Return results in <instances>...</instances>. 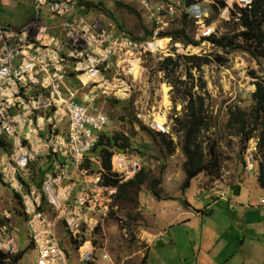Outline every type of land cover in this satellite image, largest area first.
<instances>
[{
    "label": "built area",
    "instance_id": "1",
    "mask_svg": "<svg viewBox=\"0 0 264 264\" xmlns=\"http://www.w3.org/2000/svg\"><path fill=\"white\" fill-rule=\"evenodd\" d=\"M136 1L152 25L146 38L115 31L101 19L75 14L78 0H31L36 15L30 21L18 28L0 22V136L11 139L10 149L0 158V181L12 185L24 203L38 264H71V261L58 241L54 223L43 211L42 193L23 188V181L32 175V161L45 158L54 166L55 172L47 176L42 192L62 213L71 233H78L83 225L93 229L97 219L88 212L109 208L114 188L102 184L101 172L86 183L73 201L68 196L63 199L54 189L56 183L63 181L70 165L82 163L108 125L109 117L99 106V98L137 99V116L147 120L153 130L165 132L177 142L178 134L172 125L174 117L183 113L187 100H174L175 82L164 63L168 59L179 60L180 68L183 60L186 66L181 69L184 72L180 80L193 81L194 91L202 95L207 90L210 97L206 102L211 101L207 113L216 112L214 95L202 75L205 64L197 68L190 61L191 56L208 54L205 46L211 43L207 36L216 29L214 22L203 24L197 51L190 43L165 34V29L184 14L203 21L210 5L217 0ZM223 1L226 19L232 17L229 8L239 14L238 9L248 8L253 2ZM48 16L60 21H50ZM150 60L155 67H149ZM261 69L257 72L264 77ZM152 71H156L153 77ZM256 80L251 78L252 83L246 88L248 94L255 90ZM200 82L207 85L200 89ZM250 126L254 132L244 141L242 150L249 172L257 163L260 142L259 125L255 127L251 122ZM113 157L117 158V166L112 161L111 171L120 182L132 179L141 169L140 159L128 150L117 148ZM231 177V168L222 163L218 175L210 182L213 198L229 197ZM261 202L264 203V198ZM9 228L7 223H0V249L15 253L18 250ZM94 254V244L87 241L80 247L79 260L89 262Z\"/></svg>",
    "mask_w": 264,
    "mask_h": 264
},
{
    "label": "rangeland",
    "instance_id": "2",
    "mask_svg": "<svg viewBox=\"0 0 264 264\" xmlns=\"http://www.w3.org/2000/svg\"><path fill=\"white\" fill-rule=\"evenodd\" d=\"M133 1L81 0L83 5L80 6V12L88 19L98 18L105 21L107 24H111L113 29H116L115 31L124 30L133 37L146 38L151 33L152 25L146 18L143 8H139L137 3ZM234 4L235 3H233V6ZM212 5H210L209 8H211ZM232 10V8H229L230 13ZM225 16L226 14L222 13V10L217 12L216 17H213L212 13L208 11L203 21L192 18L182 19L180 16L170 23L165 31L170 32L174 29L185 28L187 33L194 40H198L202 35L204 23L214 22V26L221 31L228 29L224 22V20H227ZM190 45L193 46L196 51L199 48L198 44L190 43ZM205 48L208 51L207 55H209L212 61L208 65L207 63H203L205 66L202 75H205L206 82L210 85V93L214 95L212 97V102L215 105V114L218 115V117H216L217 130L214 136L219 141V147L223 153L222 163L232 170V177L228 182L230 194L226 199L229 200L232 196L239 197V194L234 193L235 188L238 186L235 188L233 187L235 183L233 171L235 173V170L239 172V174L237 173L239 176L245 172V177H238L239 181H242L240 185L242 187V195L260 197L264 195V191L258 182L259 165L256 163L251 172L245 169L242 155L244 140L241 136L230 135L233 133V127H228L226 120L229 105H232L234 108L240 107L250 113L252 99L246 92V88L252 83V74H250V71L260 68L264 70V62L263 60L261 63L257 62L246 52H227L221 47L216 48L212 46L211 43L207 44ZM218 56L223 58L222 62L219 61ZM147 64L151 68L155 67V63L152 60L148 61ZM184 66H186V63L182 60L180 68L178 67L176 72L171 73L173 80L180 79L184 72V70L181 71V69L185 68ZM155 73L156 71H152L151 76L153 77ZM206 82H204L205 85H207ZM187 83L190 84L189 82ZM174 96V99H181V94L176 91ZM108 98L110 97H101L98 100L99 106L109 117L108 125L105 127L104 131L124 132L132 137H136L137 141L141 139L148 141L146 138L149 139L148 143L150 146L147 148V152L143 153L139 150L137 152L128 150L129 153L140 159L141 168L144 167L146 169L148 178L147 182L142 185V188L120 191L115 186H111L114 188V192L109 202V208L106 209V211H101L104 215L99 211L88 212L90 216L96 217V225H94L93 229H89L87 226L83 225L76 234L69 231L63 215L49 203L48 196L45 193L46 202L43 204V211L54 223L58 241L64 248L72 264H102L106 260H109L110 263L113 260L112 262L114 264H119L121 261H125V264H134L136 258H132V255H135L133 253L138 251V249H143L145 246L144 231H152L154 227L151 213H153L155 208L149 202L150 196L153 197L154 200H158L167 198L169 193L176 191L177 185L176 183L173 184L172 180L167 184L170 186L169 189L167 188L166 180L168 177H166V175H174L179 168L183 167L179 137L177 138V146L174 152L172 154H167L166 148L161 145V140L155 138L152 132L154 130L150 127L148 121L137 116V99H114L111 97V99L108 100ZM114 152L115 150L113 151L111 161H113ZM89 157H94V160H97L96 156L90 153L86 159L89 163L92 162ZM262 159H264L262 147L258 146L257 161L260 163ZM231 163H234V170ZM96 164L97 163H95V167H93L94 170L87 169L86 174L90 179L100 172V163ZM34 176L42 177L38 175V173L37 175L33 174V177ZM198 176L192 179L191 186H188L189 190L193 192V195H198L196 190L200 182L204 179L203 176ZM205 177L207 178V176ZM151 178L157 179L155 183L159 193L157 197L153 196L146 185ZM212 178L210 180L208 178V190L210 189ZM43 182L42 180L40 183L41 186L39 191H41L44 196L41 189L43 187ZM182 187V182H180V188ZM103 192L104 190H102V193ZM117 192L118 196L114 197V194ZM12 193L14 197L13 204L9 202H3V204L8 206L7 208L13 210V214L10 220L3 219L0 220V223L2 225H4V223L9 225L10 231H13L12 234L15 243L16 236L24 231L25 228L26 230L29 228L27 214L24 210V203L21 197L17 196L14 191ZM208 194L211 196L210 191ZM4 200L6 199L2 201ZM22 239L23 236L21 235L19 237V242H22ZM87 241L94 244L95 254L91 261L81 262L79 260L80 247ZM33 257H35V252L33 250L26 251L25 257L20 261V264H34ZM35 264L38 263L35 261Z\"/></svg>",
    "mask_w": 264,
    "mask_h": 264
},
{
    "label": "crops",
    "instance_id": "3",
    "mask_svg": "<svg viewBox=\"0 0 264 264\" xmlns=\"http://www.w3.org/2000/svg\"><path fill=\"white\" fill-rule=\"evenodd\" d=\"M78 2L79 7L75 14L80 15V6L83 4L81 0ZM133 2L140 8L136 0ZM35 15L31 0H0L2 24L18 28ZM7 151L0 145V158ZM181 156L184 162L185 156L182 151ZM89 158L99 164L94 157ZM231 165L233 166L234 163ZM30 168L32 175L23 181V188L36 189L41 193L38 184L42 180L44 181L42 184L48 182L47 176L55 172L54 166L50 160L43 158L32 161ZM37 173L42 177H33V174L37 175ZM86 173L87 169L80 168V165H70L63 181L56 183L55 191L63 199L64 196H68L71 201L75 200L86 183L93 179H90ZM237 173L239 174L236 170L235 173L233 171L234 185L240 187L239 197L232 196L230 200L205 195L209 180L204 174L199 175L204 179L196 190L198 195H193L189 190L191 183L188 188H180V182L184 180L183 167L174 175H166L167 188L169 189L170 186L167 184L172 180L173 184L176 183L177 190L169 193L167 198L154 200L150 196L149 202L155 208L151 213L154 227L152 231H144L145 246L133 253L135 255H132V258H136L134 264H264V203L261 202L264 195L243 196L240 186L242 181L240 182L238 177H245V172L240 176ZM13 191L19 196L11 185L0 181V220H10L13 214V210L3 204V202L13 204ZM3 199L6 200L2 201ZM28 230L25 228L23 233L16 236L15 245L18 251L25 250V253L33 250L35 264L37 250ZM21 235L23 239L19 242ZM25 253L20 261L25 257ZM112 261L110 263L106 260L102 264H114ZM119 264H125V261Z\"/></svg>",
    "mask_w": 264,
    "mask_h": 264
},
{
    "label": "trees",
    "instance_id": "4",
    "mask_svg": "<svg viewBox=\"0 0 264 264\" xmlns=\"http://www.w3.org/2000/svg\"><path fill=\"white\" fill-rule=\"evenodd\" d=\"M185 1L191 3L194 0ZM224 6L225 2L223 0H217L211 6L210 13H212L213 17H216L217 12L219 10L221 11ZM237 12L239 14L233 9L231 11L232 17L228 20H224L228 29L221 31L216 28L209 36H207L208 40H210L213 45L223 48L224 51H243L257 62L261 63L262 60L264 62V0H253L250 7L240 8ZM186 18L189 17L184 14L182 19ZM49 20L60 21L58 17H51ZM165 34H172L174 39L181 40L187 44L199 43V40H194L187 33L185 28L174 29ZM218 58L219 61H223L221 56H218ZM190 61L192 67L200 68L203 63L209 64L212 59L209 55L203 57L191 56ZM171 64L172 66L169 67ZM179 65V60L170 61V59H168L164 63V68H166L170 74L176 72ZM250 74H252L253 78H257L255 81V90L250 94L247 93L252 99L250 113L240 107L233 109L229 105L226 124L228 127H233V133L230 135L241 136L244 141L253 135L254 127L250 126L251 122H253L255 127L258 124L260 135L259 146L262 147V155L264 156V77L258 74L257 70L254 69L250 71ZM174 82L175 91L181 94L180 98L182 100H187L183 113L174 117V124L172 125V128L177 132L178 137L180 138V148L185 156V161L183 162L184 180L182 186L186 188L190 185L191 180L199 174H204L209 180L218 175L223 162V153L220 150L219 141L214 136L215 131L217 130L216 117H218V115L207 113L208 106L211 104L210 100L209 102H206V99L210 97L209 92L206 90L204 92L205 96L194 91L193 81L188 84L180 79H174ZM199 87L200 89H203L205 83L200 82ZM109 99H111V97L108 98V100ZM152 132L155 138L161 140V145L166 148V153L172 154L177 146V142L165 132L155 130ZM146 139L148 141H145L144 139L137 141L136 137H132L124 132L103 131L96 146L88 153L94 154L100 163L103 185L115 186L120 191L142 188V185L147 182L148 178V173L144 167H142L132 179L120 182L119 178H117L111 171V158L113 151L117 148L132 150L135 152L138 150L143 153L147 152V148H149L150 145L148 143L149 139ZM0 145L9 150L11 142L0 136ZM87 158L88 155L80 164V168L94 170L93 167H95V162L92 161L89 163L86 160ZM257 163L259 165L258 182L264 191V159H262L260 163L257 161ZM156 182V178H151L146 185L152 192L153 196L157 197L159 193L155 185ZM38 186L40 188L41 184L39 183ZM233 187L235 188L236 185H233ZM43 194L42 206L46 202L45 193L43 192ZM117 196L118 192L114 194V197ZM29 247H31V244ZM24 253L25 250L10 253L0 249V264H18Z\"/></svg>",
    "mask_w": 264,
    "mask_h": 264
},
{
    "label": "bare ground",
    "instance_id": "5",
    "mask_svg": "<svg viewBox=\"0 0 264 264\" xmlns=\"http://www.w3.org/2000/svg\"><path fill=\"white\" fill-rule=\"evenodd\" d=\"M159 1H161V0H159ZM163 41H161L160 43H162ZM167 98H164V102L165 103H167ZM114 156V155H113ZM113 162H114V164L117 166V158L116 157H113ZM12 186V185H11ZM13 187V186H12ZM14 188V187H13Z\"/></svg>",
    "mask_w": 264,
    "mask_h": 264
},
{
    "label": "water",
    "instance_id": "6",
    "mask_svg": "<svg viewBox=\"0 0 264 264\" xmlns=\"http://www.w3.org/2000/svg\"><path fill=\"white\" fill-rule=\"evenodd\" d=\"M208 192H209V190L207 189V193H205V195L208 194ZM239 192H240V187H236L234 190V193L239 194Z\"/></svg>",
    "mask_w": 264,
    "mask_h": 264
},
{
    "label": "clouds",
    "instance_id": "7",
    "mask_svg": "<svg viewBox=\"0 0 264 264\" xmlns=\"http://www.w3.org/2000/svg\"><path fill=\"white\" fill-rule=\"evenodd\" d=\"M224 7H225V6H224ZM224 7H223L222 9H224ZM222 9H221V10H222ZM227 20H228V19H227Z\"/></svg>",
    "mask_w": 264,
    "mask_h": 264
}]
</instances>
